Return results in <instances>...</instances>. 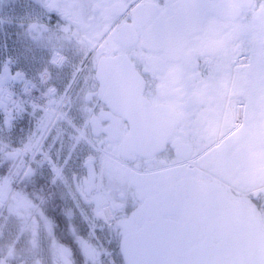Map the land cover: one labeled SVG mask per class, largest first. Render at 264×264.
Instances as JSON below:
<instances>
[{"label": "flooded vegetation", "instance_id": "flooded-vegetation-1", "mask_svg": "<svg viewBox=\"0 0 264 264\" xmlns=\"http://www.w3.org/2000/svg\"><path fill=\"white\" fill-rule=\"evenodd\" d=\"M27 1L38 15L68 25L67 45L84 49L77 62L87 80L82 120L97 158L92 188L100 181L112 221L100 247L94 246L51 187L46 186L47 200L25 192L8 210L20 223L21 236L0 235V260L105 264L106 256L126 264L121 244L127 235L155 218L183 222L175 214L183 197L172 193L179 189L221 202L202 206L213 215L197 229L193 245L202 244L211 227L214 243L231 246L234 264H264V0ZM10 4L0 0V15ZM117 14L123 28L110 31ZM22 40L12 37L0 18V63L13 51V41ZM241 58L248 65L238 67ZM140 107L177 115L158 152H140L127 141ZM228 133L220 145L224 155L218 156L211 146ZM199 155L196 165L227 169L237 179L244 165L249 173L244 181L262 189L241 199L192 175L183 162Z\"/></svg>", "mask_w": 264, "mask_h": 264}, {"label": "rangeland", "instance_id": "rangeland-1", "mask_svg": "<svg viewBox=\"0 0 264 264\" xmlns=\"http://www.w3.org/2000/svg\"><path fill=\"white\" fill-rule=\"evenodd\" d=\"M55 33L47 28L38 34L30 31L15 33L23 40L20 43L13 41V51L2 60L4 62L9 58L13 71L19 72L16 79L25 81L14 85V92L21 94L20 104L24 110L15 116L9 131L0 115V155L3 159L15 161L18 166L24 162L21 174L28 166L25 177L35 176L58 191L75 222V228L84 232L94 246H99L105 228L112 221V214L109 200L105 204L88 202L90 196L100 193L102 188L100 181L92 188V174L98 173L96 152L90 145L87 131L85 134L80 132L86 126L81 115V100L87 80L76 62L81 51L67 45V38L60 37L57 42L53 37ZM56 52L66 56V67L63 66L60 72L51 70V83L39 85L34 74L43 69L49 70L48 58ZM73 58L76 61L73 62ZM27 89H35L36 92L30 93ZM25 143H30L32 148L27 155L19 150ZM88 155H92L93 159H87ZM89 163L93 164V169L89 168ZM74 177L78 191L72 185ZM6 217L2 220L7 225L3 229L0 227V235L18 239L21 236L20 223Z\"/></svg>", "mask_w": 264, "mask_h": 264}, {"label": "water", "instance_id": "water-1", "mask_svg": "<svg viewBox=\"0 0 264 264\" xmlns=\"http://www.w3.org/2000/svg\"><path fill=\"white\" fill-rule=\"evenodd\" d=\"M120 15L117 14V16ZM138 120L137 123L132 124L133 128L127 137V141L129 143L134 141L136 143L135 149L146 153L160 151L177 125V115L159 107H146V109L140 107ZM182 159H187V157ZM239 163L236 162V164ZM221 166L224 165L221 164ZM241 167L246 171V175L241 176L243 185L251 187L253 185L251 182L246 183L244 181L249 174H247V168L244 165ZM227 172H229L227 169L216 170V173L222 176H226ZM72 183L75 190L78 191L75 177L72 179ZM172 193H177L183 197L178 201V210L175 212L177 216L183 219V222H165L155 218L154 221L146 223L137 232L127 235L121 244L125 263L234 264L235 255L231 246L225 243H214L215 235L211 227H208L205 241L198 246L193 245L198 234L197 229L206 225L213 215V211L206 210L202 206L221 203L220 199L214 202L206 198L201 200L200 198L206 197V194L198 191L194 195L192 190L181 192L177 189L176 192L173 190ZM185 199H188V204ZM82 200L85 201L83 196Z\"/></svg>", "mask_w": 264, "mask_h": 264}, {"label": "bare ground", "instance_id": "bare-ground-1", "mask_svg": "<svg viewBox=\"0 0 264 264\" xmlns=\"http://www.w3.org/2000/svg\"><path fill=\"white\" fill-rule=\"evenodd\" d=\"M55 58L58 62L50 61L48 66L57 70H61L66 63V59L64 55L60 53H55ZM16 77L17 73L13 71L11 61L9 58L5 59L3 64L0 66V115L3 117V125L8 131L12 128L15 116L19 113H23L24 110L23 106L20 104L21 94H16L13 89L14 85L23 83L25 80H19L16 79ZM42 79L44 83H49L51 76L45 74L43 75ZM30 92L35 93L36 90L31 89ZM80 132L81 134H85V130H81ZM19 150L24 155H27L32 152L31 144L25 143ZM51 171L55 173L54 169H51ZM96 201L102 202L104 204L108 203V198L104 191H101L100 193H93V195H91L88 199V202L93 204ZM0 264H6L5 257L0 260Z\"/></svg>", "mask_w": 264, "mask_h": 264}, {"label": "trees", "instance_id": "trees-1", "mask_svg": "<svg viewBox=\"0 0 264 264\" xmlns=\"http://www.w3.org/2000/svg\"><path fill=\"white\" fill-rule=\"evenodd\" d=\"M24 162L19 166L13 160H6L0 155V178L2 181V200H5L8 197L9 193L14 190L10 204L23 195L25 192L32 198H36L37 195H43L44 199L50 198L51 196H47L48 192L46 190L47 184L43 181L37 179L35 176L25 177L23 176L17 184V181L21 175L22 169L24 168ZM30 176V175H27ZM17 184V185H16ZM56 198V195H54ZM9 204V205H10Z\"/></svg>", "mask_w": 264, "mask_h": 264}, {"label": "built area", "instance_id": "built-area-1", "mask_svg": "<svg viewBox=\"0 0 264 264\" xmlns=\"http://www.w3.org/2000/svg\"><path fill=\"white\" fill-rule=\"evenodd\" d=\"M37 77H38V80H39L40 82H42V77H41V75H38ZM198 170L201 171L204 175H206V176H208V177H211V178H213V179L219 181L218 178L212 176L209 172L204 171V170H202V169H198ZM226 186L230 188V186H228V185H226ZM237 192H239V191H237ZM240 193H241V192H240ZM241 194H243V193H241Z\"/></svg>", "mask_w": 264, "mask_h": 264}, {"label": "snow or ice", "instance_id": "snow-or-ice-1", "mask_svg": "<svg viewBox=\"0 0 264 264\" xmlns=\"http://www.w3.org/2000/svg\"><path fill=\"white\" fill-rule=\"evenodd\" d=\"M218 149L219 151L216 154L222 157L224 155V148L218 145Z\"/></svg>", "mask_w": 264, "mask_h": 264}]
</instances>
